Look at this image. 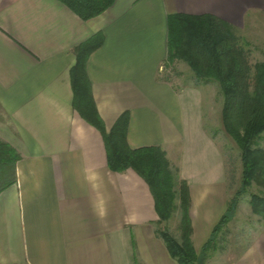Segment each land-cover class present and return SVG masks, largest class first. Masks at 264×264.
Wrapping results in <instances>:
<instances>
[{
	"label": "crops",
	"instance_id": "crops-1",
	"mask_svg": "<svg viewBox=\"0 0 264 264\" xmlns=\"http://www.w3.org/2000/svg\"><path fill=\"white\" fill-rule=\"evenodd\" d=\"M173 15L262 34L264 0H115L88 21L58 0H0V140L21 155L16 183L0 194V264H179L157 234L149 185L132 169H109L102 134L73 108L77 50L98 35L87 73L106 129L128 113L132 149L177 152L201 258L264 264V221L255 214L250 230L229 229L227 249L203 251L232 197L223 150L204 125L212 83L182 88V76H165Z\"/></svg>",
	"mask_w": 264,
	"mask_h": 264
},
{
	"label": "trees",
	"instance_id": "trees-1",
	"mask_svg": "<svg viewBox=\"0 0 264 264\" xmlns=\"http://www.w3.org/2000/svg\"><path fill=\"white\" fill-rule=\"evenodd\" d=\"M82 20L88 21L109 9L115 0H58ZM103 44L101 35L91 38L77 50V63L72 69L73 108L104 138L108 167L115 173L134 170L149 185L155 200L160 222L171 219L181 211L179 243L168 231H157L171 257L179 264H199L201 256L192 242L189 186L180 179L179 201L175 200L173 174L166 152L159 146L132 149L127 140L129 114L124 113L108 131L101 118L87 73L90 55ZM185 62L199 82L218 83L224 98L222 123L226 134L241 151L243 186L252 181L264 188V62L250 65L246 52L238 45L237 37L223 22L210 16L173 15L169 17L168 61ZM21 155L0 140V174L8 177L0 194L16 183V165ZM1 180V179H0ZM238 197V196H237ZM237 197L213 229L203 251L213 250L217 235L227 226L235 209ZM254 213L264 221V197L251 196ZM203 258V257H202Z\"/></svg>",
	"mask_w": 264,
	"mask_h": 264
},
{
	"label": "rangeland",
	"instance_id": "rangeland-1",
	"mask_svg": "<svg viewBox=\"0 0 264 264\" xmlns=\"http://www.w3.org/2000/svg\"><path fill=\"white\" fill-rule=\"evenodd\" d=\"M262 30V34L260 33V29L258 28H249L246 31H232L235 37H237L238 45L248 55L251 66H254L256 63L264 62V29L262 28ZM164 68L166 77L169 76V78H176L177 76H182V88L183 86L199 85L202 83L199 82L190 67L183 61H168L165 64ZM205 99L206 100L203 104L205 114L204 125L208 129L209 133L217 141L219 147L223 150L227 166V178L229 181L228 183L230 194L232 197L231 201L238 196L235 204V209L230 215V218L232 219L234 217V214L238 213V220L233 221V223L231 224V228L224 226L217 235L213 245L211 246V249L215 247L217 249H224L226 247L227 249L230 243L227 242L228 240L225 237L227 236L229 229H233L230 230V233H233L236 230V234L238 233L237 231H239L242 227L247 228V230L255 227L254 225L256 224V222L253 221L255 213L251 206V196L257 195L260 197H264V188L254 181H252L251 185L248 187L243 186V163L241 158V151L236 143L224 131L222 123L224 98L218 83H212L210 87L206 88ZM262 138L263 140L261 141V146L262 148H264V134ZM172 152L173 153H170L171 155H169L167 158L170 162V167L173 174V191L177 193L175 204L178 208V205L180 204L178 194L180 190V178L177 170V152ZM0 179V187H2L4 186V184H6L9 178L5 175L0 174ZM180 215L181 211L178 208L173 212L170 220L161 223V225L159 226V230L168 231L175 237L177 235L180 236L182 234L179 229ZM246 223H249V225H246ZM225 227L227 230H225ZM234 238H236L237 240V236H234L233 239ZM207 254L204 255L203 258H201L199 264H209V259L213 255H215H212L211 252L208 255Z\"/></svg>",
	"mask_w": 264,
	"mask_h": 264
}]
</instances>
